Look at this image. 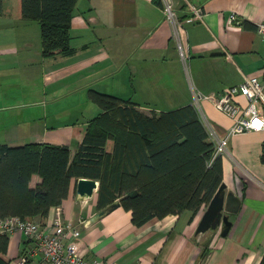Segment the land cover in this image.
Instances as JSON below:
<instances>
[{
    "label": "crops",
    "instance_id": "1",
    "mask_svg": "<svg viewBox=\"0 0 264 264\" xmlns=\"http://www.w3.org/2000/svg\"><path fill=\"white\" fill-rule=\"evenodd\" d=\"M196 8L203 10L202 17L195 14ZM178 12L185 22L181 36L186 61L180 56L161 0H78L70 29L73 52L45 58L40 23L22 17L21 0H3L0 40H11L16 52L0 48V62L15 60L30 89L18 103L26 107L20 115L28 117L27 123L16 124L0 143L67 145L73 159L91 119L102 111L91 98V90L131 100L149 113L192 104V88L221 94L253 75L264 83V38L256 30L264 20V0H180ZM234 14L237 19L229 23ZM238 100L247 103L243 96ZM202 109L220 134L234 124L211 100H203ZM263 146L264 130L230 138L231 155L222 157L223 183L226 193L233 192L241 203L237 212L230 213L228 234L222 236L218 230L210 245L206 242L212 230L197 233L208 205L195 213L185 210L154 218L142 226L134 225L132 211L120 205L92 222L101 210L98 179L93 195L83 199L77 193L81 177H73L68 197L45 218L32 220L53 231L60 208L64 221L80 225V235L69 234L68 240H74L78 252L89 260L260 264L264 255ZM114 148V140L108 139L106 150L112 153ZM39 181L34 175L32 185ZM31 245L24 232L10 233L8 250L2 254L6 264H20ZM40 262L37 253L25 264Z\"/></svg>",
    "mask_w": 264,
    "mask_h": 264
},
{
    "label": "trees",
    "instance_id": "2",
    "mask_svg": "<svg viewBox=\"0 0 264 264\" xmlns=\"http://www.w3.org/2000/svg\"><path fill=\"white\" fill-rule=\"evenodd\" d=\"M77 1L21 0L22 17L40 23L45 58L73 52ZM90 94L102 111L91 119L73 159L67 145L0 143V217L45 218L68 197L73 177L98 179L99 208L120 201L136 226L210 203L223 183L222 157L213 160V144L193 104L146 113L117 95ZM108 139L115 142L112 153ZM34 175L40 181L32 185ZM8 245L9 234L0 233V264L7 263L2 254Z\"/></svg>",
    "mask_w": 264,
    "mask_h": 264
},
{
    "label": "built area",
    "instance_id": "3",
    "mask_svg": "<svg viewBox=\"0 0 264 264\" xmlns=\"http://www.w3.org/2000/svg\"><path fill=\"white\" fill-rule=\"evenodd\" d=\"M179 2L180 0H161L165 19L172 25L180 56L186 61L187 50L181 36L185 22L179 16ZM194 12L199 18L203 15V10L199 8ZM236 19V15H232L229 23H233ZM256 30L264 38V20L257 23ZM192 96V104L196 107L208 133V139L213 144V160L219 156L231 155L229 140L233 135L250 130H264V83L258 76H248L243 82L229 87L221 94H204L192 88ZM239 96L246 98V105L238 100ZM203 100H211L218 110L234 119V124L224 134H220L216 126L206 117L202 109ZM57 214L53 231H48L30 218L0 217V233L22 231L32 244L29 252L21 257L20 264H25L31 255L37 253L41 255L40 264H118L113 260H89L81 255L75 241L68 240L69 234L74 237L80 235V225L70 220L64 221L60 208H57Z\"/></svg>",
    "mask_w": 264,
    "mask_h": 264
},
{
    "label": "water",
    "instance_id": "4",
    "mask_svg": "<svg viewBox=\"0 0 264 264\" xmlns=\"http://www.w3.org/2000/svg\"><path fill=\"white\" fill-rule=\"evenodd\" d=\"M97 186L98 182L96 179L81 177L77 181V193L83 199L89 198L93 195ZM240 203V198L233 192L226 193V184L222 183L208 204V207L197 228V233H205L209 230L213 231L207 240L206 245H210L218 230H220L222 236H226L228 234L232 225L230 213L237 212L240 207ZM120 205L121 202L116 201L104 207L92 218V222L103 218Z\"/></svg>",
    "mask_w": 264,
    "mask_h": 264
},
{
    "label": "rangeland",
    "instance_id": "5",
    "mask_svg": "<svg viewBox=\"0 0 264 264\" xmlns=\"http://www.w3.org/2000/svg\"><path fill=\"white\" fill-rule=\"evenodd\" d=\"M0 35H2L1 31ZM0 48L9 49L11 54H14V50L16 52L11 40H8V42L0 40ZM22 70L21 66L13 59L0 62V127H2L0 129V141H4L6 134L16 124L25 126L27 123L25 119L28 117L20 115V111L26 107L22 108L18 105L19 102L21 103L23 93L30 89V85H27L24 78H22ZM78 97H80L79 94ZM148 107L152 106L148 105ZM6 127L8 129H5Z\"/></svg>",
    "mask_w": 264,
    "mask_h": 264
}]
</instances>
